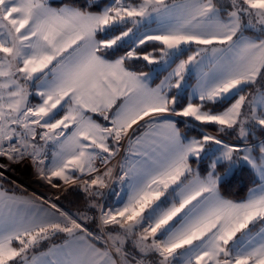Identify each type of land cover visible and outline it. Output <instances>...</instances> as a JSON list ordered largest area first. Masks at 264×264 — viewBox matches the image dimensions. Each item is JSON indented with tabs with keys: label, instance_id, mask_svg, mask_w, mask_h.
<instances>
[{
	"label": "snow or ice",
	"instance_id": "1",
	"mask_svg": "<svg viewBox=\"0 0 264 264\" xmlns=\"http://www.w3.org/2000/svg\"><path fill=\"white\" fill-rule=\"evenodd\" d=\"M29 163L85 209L20 193ZM0 264H264V0H0Z\"/></svg>",
	"mask_w": 264,
	"mask_h": 264
},
{
	"label": "trees",
	"instance_id": "2",
	"mask_svg": "<svg viewBox=\"0 0 264 264\" xmlns=\"http://www.w3.org/2000/svg\"><path fill=\"white\" fill-rule=\"evenodd\" d=\"M68 0H54V6H59V4L61 3H67ZM80 3H84L85 0H79ZM96 3H99L101 5V8L110 2V0H99L96 1ZM148 52H152L154 49L152 46H148L146 49ZM156 51H158V49H156ZM122 54V53H119ZM136 68L143 70L145 72H147L149 70L150 67L153 66H144V62L143 61H139L136 62V64L134 65ZM166 73H159L157 75V77L154 79V83L158 82ZM177 120H181V119H177ZM181 127V131L184 132L186 135H200L202 132L199 131L196 127L193 128L192 130H189L187 127H185L184 125H180ZM203 127L208 128V129H212L214 131H217V127L215 125H203ZM224 134V133H223ZM228 136V135H227ZM259 136V134L257 135ZM230 138H235L233 136H228ZM208 161L206 160L201 162L199 165H197L195 162H193V167H201V169H205L203 168V166H207L208 167ZM201 174L205 175V171L201 170ZM219 173H223L224 172V168H218ZM10 178V177H9ZM256 176L254 174V172L247 166V165H242L241 167H238L235 172L231 175V177L228 179L227 182L222 183L221 184V194L228 199H233V200H241L246 198L248 191L250 190L251 187H253L254 184V180H256ZM11 181L14 182L15 186L19 189V191L23 190V188L13 179L10 178ZM118 187V186H117ZM56 202L58 205H61L62 207H64L67 211H69L72 214H77L82 212L85 207H86V203H87V197L86 194L79 189L78 187L72 186V187H68L65 186L63 187V189L61 190L60 196L56 199ZM108 205H113L114 204V199L113 198H109L107 200ZM74 212V213H73Z\"/></svg>",
	"mask_w": 264,
	"mask_h": 264
},
{
	"label": "rangeland",
	"instance_id": "3",
	"mask_svg": "<svg viewBox=\"0 0 264 264\" xmlns=\"http://www.w3.org/2000/svg\"><path fill=\"white\" fill-rule=\"evenodd\" d=\"M96 1H99V0H96ZM251 34V33H249ZM154 67V66H153ZM164 77V76H163ZM189 83L191 84V80L189 81ZM158 84V83H157ZM199 131L203 132V133H208V134H215V135H221L223 136V138L228 142V143H237L238 141L236 140V137L235 135H232L233 137H235L234 139L233 138H230L228 137L226 134H223V133H220L218 131H214V130H210L208 128H205L203 127V125H197L196 127ZM259 133H257L258 135ZM189 137H194V136H198V135H188ZM206 162V160H205ZM210 162L208 161V164ZM116 162L114 161L113 162V165L115 166ZM242 165H245L243 163L241 164H238L237 167L235 168V170L238 168V167H241ZM27 166V171H24L23 173H19L17 172L16 173V178L15 181L23 188V190L25 192H32L34 195H38L36 197H42V198H45V199H48V200H51L53 202H56V199L60 196V193H61V190L63 189V187L59 188V189H56V188H52L50 187L49 185L48 186H45L44 184L42 183H38V182H35L34 179H37L39 178L37 175H36V172H35V169L31 166V164H26ZM209 166V165H208ZM17 167V166H15ZM203 168L205 169H201V167H199V169H201L202 171L204 170L205 173H206V170L208 169L207 166H203ZM18 170V169H17ZM234 170V172H235ZM217 171L219 172V170L217 169ZM233 172V173H234ZM35 175V176H34ZM21 178V179H20ZM14 180V179H13ZM24 180V181H23ZM21 181V182H20ZM42 187V188H41ZM58 205V204H57ZM60 208L66 210L64 207H62L61 205H58ZM67 211V210H66ZM69 212V211H67ZM70 213V212H69Z\"/></svg>",
	"mask_w": 264,
	"mask_h": 264
},
{
	"label": "crops",
	"instance_id": "4",
	"mask_svg": "<svg viewBox=\"0 0 264 264\" xmlns=\"http://www.w3.org/2000/svg\"><path fill=\"white\" fill-rule=\"evenodd\" d=\"M171 69H169V71H170ZM167 74V73H166ZM165 74V75H166ZM164 75V76H165ZM161 79H163V77L161 78ZM160 79V80H161ZM160 80L158 81V82H156V83H154V81H153V87L157 84V83H159L160 82ZM195 83V80L193 79V80H191V84H194ZM175 119H183V118H180V117H175ZM255 187V185L253 186V187H251L250 189H252V188H254ZM20 193H24V194H26L27 196H35L32 192H28V190H27V192H25L24 190H21V191H19ZM249 194V191H248V193H247V195ZM36 196H38V195H36ZM40 197V196H39ZM247 197V196H246ZM56 243H60L61 241L59 240V239H57L56 241H55Z\"/></svg>",
	"mask_w": 264,
	"mask_h": 264
},
{
	"label": "bare ground",
	"instance_id": "5",
	"mask_svg": "<svg viewBox=\"0 0 264 264\" xmlns=\"http://www.w3.org/2000/svg\"><path fill=\"white\" fill-rule=\"evenodd\" d=\"M17 169L19 173H23L24 171H27V166L26 164H21V165H17ZM35 176V175H34ZM21 179V178H20ZM24 181V180H23ZM34 181L36 182V179H34ZM21 182V181H20ZM42 188V187H41ZM74 213V212H73Z\"/></svg>",
	"mask_w": 264,
	"mask_h": 264
},
{
	"label": "built area",
	"instance_id": "6",
	"mask_svg": "<svg viewBox=\"0 0 264 264\" xmlns=\"http://www.w3.org/2000/svg\"><path fill=\"white\" fill-rule=\"evenodd\" d=\"M18 172V170H17V167H14V170H12L10 173H9V177L11 178V179H17L15 176H16V173ZM53 202V201H52ZM61 210L62 211H66V210H64V209H62L61 208ZM67 212V211H66ZM78 214V213H77ZM89 215H91V213H89Z\"/></svg>",
	"mask_w": 264,
	"mask_h": 264
},
{
	"label": "water",
	"instance_id": "7",
	"mask_svg": "<svg viewBox=\"0 0 264 264\" xmlns=\"http://www.w3.org/2000/svg\"><path fill=\"white\" fill-rule=\"evenodd\" d=\"M36 182H38V183H42V184H44L45 186H48V184H47L45 181L41 180L40 178H37V179H36Z\"/></svg>",
	"mask_w": 264,
	"mask_h": 264
}]
</instances>
